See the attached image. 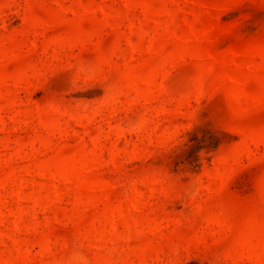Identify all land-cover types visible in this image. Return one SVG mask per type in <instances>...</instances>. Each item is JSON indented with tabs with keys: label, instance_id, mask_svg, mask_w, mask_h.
<instances>
[{
	"label": "rangeland",
	"instance_id": "1",
	"mask_svg": "<svg viewBox=\"0 0 264 264\" xmlns=\"http://www.w3.org/2000/svg\"><path fill=\"white\" fill-rule=\"evenodd\" d=\"M0 264H264V0H0Z\"/></svg>",
	"mask_w": 264,
	"mask_h": 264
}]
</instances>
